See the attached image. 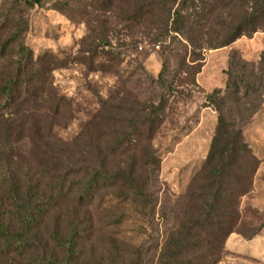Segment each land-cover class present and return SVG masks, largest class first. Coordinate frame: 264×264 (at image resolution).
I'll use <instances>...</instances> for the list:
<instances>
[{
    "label": "trees",
    "instance_id": "16d2710c",
    "mask_svg": "<svg viewBox=\"0 0 264 264\" xmlns=\"http://www.w3.org/2000/svg\"><path fill=\"white\" fill-rule=\"evenodd\" d=\"M42 3L0 4V264H145V244L136 238L153 202L151 168L158 170L162 161L154 140L168 102L136 101L133 116L125 120L131 129L121 132L114 128L121 120L119 106L102 99L85 135L59 138L56 119L68 100L58 93L53 74L70 61L53 53L36 57L26 43L27 12ZM86 5L96 12V24L81 40L88 55L79 61L92 71L107 72L120 63L112 52L114 36L119 41L122 35L137 36L127 44L135 49L145 38L157 46L169 41L165 53L178 41L190 52L192 65L180 58L185 69L199 66L206 50L264 30V0H88ZM107 13L119 28L113 37ZM219 110L207 161L189 186L161 264H218L233 233L253 238L264 228L263 221L247 234L241 206L260 159L240 130L221 147L227 122ZM105 124L112 127H100ZM25 138L31 147L23 154L16 145ZM210 183L213 189L207 191ZM130 222L134 239L126 235ZM189 231L200 235L193 257L183 253L185 239L172 238Z\"/></svg>",
    "mask_w": 264,
    "mask_h": 264
},
{
    "label": "rangeland",
    "instance_id": "374dc122",
    "mask_svg": "<svg viewBox=\"0 0 264 264\" xmlns=\"http://www.w3.org/2000/svg\"><path fill=\"white\" fill-rule=\"evenodd\" d=\"M87 3L43 0L29 9L26 43L36 57L53 53L70 61L53 74L58 93L68 100L65 112L56 119L55 132L62 140L71 141L91 129L87 124L101 107L102 99L119 106L121 120L114 128L123 132L131 129L125 120L133 116L136 101L159 105L166 98V117L154 140L162 161L158 170L151 168L153 202L141 221L145 230L136 238L145 244V264H161L163 246L181 222L189 186L207 161L219 125V109L227 122L221 147L240 130L260 159L251 189L241 202L249 234L264 221V30L243 36L227 47L206 50L199 66L182 69L181 57L192 65L184 44L177 41L173 50L165 53L164 45L169 41L157 46L145 38L141 39L142 47L135 49L127 44L137 36L122 35L120 41L112 36L119 28L113 13H107L113 30L112 52L120 63L107 72L92 71L87 63L79 61L88 55L82 51L81 40L87 36L88 27L96 24V12ZM228 84H232L231 89ZM16 147L26 154L31 146L25 138ZM209 189H213L211 183ZM132 229L130 222L126 228L128 238L136 237ZM184 233L172 238L174 242L185 239L188 244L183 253L193 257L198 253L194 249L200 235ZM187 247L191 248L188 252ZM225 248L227 252L218 264H264V228L253 238L233 233Z\"/></svg>",
    "mask_w": 264,
    "mask_h": 264
}]
</instances>
